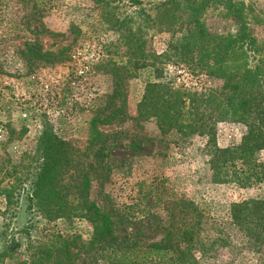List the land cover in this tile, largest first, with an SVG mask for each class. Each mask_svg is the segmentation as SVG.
Instances as JSON below:
<instances>
[{"label":"rangeland","instance_id":"rangeland-1","mask_svg":"<svg viewBox=\"0 0 264 264\" xmlns=\"http://www.w3.org/2000/svg\"><path fill=\"white\" fill-rule=\"evenodd\" d=\"M136 1L0 0V264L49 263L38 248H54L58 234L77 236L79 246L87 242L90 226L73 212L83 175L90 180L89 200L111 214L118 238L139 246L163 236L175 198L194 201L219 221L229 219L231 203L264 198V184L245 190L212 182L206 134L181 140L161 134L154 119H136L145 84L157 81L196 94L197 117L217 147L237 145L246 130L220 121L216 100L206 105V95L220 91L222 81L202 70L200 48L175 50L189 59L180 65L174 50L161 57L170 41L185 43L193 29L191 0ZM195 1L212 37L234 32L219 0ZM243 1L252 11L250 28L263 42L264 0ZM139 59L145 66L136 67ZM115 71L125 74L122 81ZM109 117L111 123L103 122ZM46 128L67 143L73 158L57 186L64 217L57 206L40 214L32 201L37 143ZM93 128L104 144H90ZM103 145L100 160L93 153ZM258 159L264 163V152ZM80 264L94 263L83 255Z\"/></svg>","mask_w":264,"mask_h":264},{"label":"trees","instance_id":"trees-1","mask_svg":"<svg viewBox=\"0 0 264 264\" xmlns=\"http://www.w3.org/2000/svg\"><path fill=\"white\" fill-rule=\"evenodd\" d=\"M219 1L225 16L233 23L234 32L212 37L200 17L203 7L197 9L196 1L191 0L188 3L192 6L190 11L195 13L190 17L193 29H188L183 36L185 43L176 45L170 41L161 57H170L172 50H190L192 46L199 51L200 48L202 70L222 81L221 90L209 92L204 101L207 105L216 100L215 111L220 121L244 125L246 130L240 142L227 148L217 147L210 127L205 125L204 118L197 117L196 94L169 83L145 84L136 119H154L161 134L179 136L181 140L206 134L212 182L233 183L246 190L264 184V163L258 159L264 152V41L259 43L254 36L249 23L252 11L243 0ZM170 3L160 6L164 8ZM28 50L32 52L31 48ZM38 54L44 57L49 53L39 51ZM175 55L179 56L175 64L188 63V57L176 52ZM136 62V67L145 66L141 59ZM160 73L159 70L154 79ZM124 75L115 71L119 82ZM108 119L103 122L111 123V117ZM93 130L95 135L90 144L94 146L102 141V134ZM104 148V145L98 147L93 156L102 160ZM36 157L38 171L33 182V205L40 214L57 206L59 216L64 217L66 205L62 197L56 199L57 186L73 164L68 145L46 128L38 139ZM89 182L88 176L83 175L79 183L80 197L73 208L74 215L90 226L87 242L79 246L77 236L58 234V246L38 248L47 264H80L83 255L94 264L100 260L101 264H264V198L231 203L229 219L222 221L209 217L192 200L175 198L167 209V222L160 240L139 246L118 238L111 214L89 200Z\"/></svg>","mask_w":264,"mask_h":264},{"label":"built area","instance_id":"built-area-1","mask_svg":"<svg viewBox=\"0 0 264 264\" xmlns=\"http://www.w3.org/2000/svg\"><path fill=\"white\" fill-rule=\"evenodd\" d=\"M1 131V130H0ZM2 136L0 135V138H1Z\"/></svg>","mask_w":264,"mask_h":264}]
</instances>
